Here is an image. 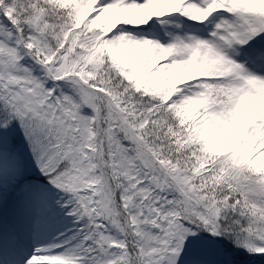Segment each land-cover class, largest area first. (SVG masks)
<instances>
[{
    "label": "snow or ice",
    "instance_id": "obj_1",
    "mask_svg": "<svg viewBox=\"0 0 264 264\" xmlns=\"http://www.w3.org/2000/svg\"><path fill=\"white\" fill-rule=\"evenodd\" d=\"M0 264H264V0H0Z\"/></svg>",
    "mask_w": 264,
    "mask_h": 264
}]
</instances>
